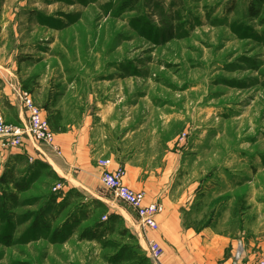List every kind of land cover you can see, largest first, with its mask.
Instances as JSON below:
<instances>
[{"label":"rangeland","instance_id":"374dc122","mask_svg":"<svg viewBox=\"0 0 264 264\" xmlns=\"http://www.w3.org/2000/svg\"><path fill=\"white\" fill-rule=\"evenodd\" d=\"M250 2L0 0V115L16 122L23 89L53 131L90 116L119 159L155 176L175 163L190 219L251 236L264 228V6L252 18ZM48 153L0 147V264H156L108 220L121 201L101 183L102 199L69 192ZM99 222L111 231L86 238Z\"/></svg>","mask_w":264,"mask_h":264},{"label":"crops","instance_id":"0c3cea01","mask_svg":"<svg viewBox=\"0 0 264 264\" xmlns=\"http://www.w3.org/2000/svg\"><path fill=\"white\" fill-rule=\"evenodd\" d=\"M31 96L41 106L34 94ZM17 104L16 122L9 123L22 125L25 115L19 101ZM94 122L89 116L80 127L71 126L66 131L52 130L59 155L48 153V163L66 181V186L79 190L84 199H102L96 192L101 183L100 169L96 165L99 157L110 158L113 166H124L125 183L134 190L143 191L146 201H157L163 205V211L156 216L158 227L155 230L142 228L135 211L123 202L118 212L143 249L147 239L159 243L163 249L161 264H231L239 242L243 264H251L264 254V228L256 229L250 236L245 228L226 232L216 228L212 222L200 225L190 219L194 197L191 195L189 200L181 186L172 184L174 179L170 177L176 170L175 163L164 157L163 167L158 169L160 175L155 176L156 171H147L130 160L119 159L114 150L102 146L101 139L97 146L100 130ZM30 143L33 146L36 144Z\"/></svg>","mask_w":264,"mask_h":264},{"label":"built area","instance_id":"2783aa9c","mask_svg":"<svg viewBox=\"0 0 264 264\" xmlns=\"http://www.w3.org/2000/svg\"><path fill=\"white\" fill-rule=\"evenodd\" d=\"M17 96L25 115V122L22 125L8 123L0 115V147L17 148L22 145L24 139H27L36 144H45L58 153V147L54 144V134L44 109L35 103L31 94L26 90L20 89L17 91ZM96 165L100 169L101 185L109 190L116 199L135 211L139 225L142 228L157 229L156 216L163 211L162 203L146 201L143 191L129 187L125 183L126 170L124 166H113L112 160L103 156L96 160ZM144 251L149 259L156 264H161L163 249L157 241L147 239ZM241 253L242 245L239 242L231 264H243ZM251 264H264V254Z\"/></svg>","mask_w":264,"mask_h":264},{"label":"trees","instance_id":"16d2710c","mask_svg":"<svg viewBox=\"0 0 264 264\" xmlns=\"http://www.w3.org/2000/svg\"><path fill=\"white\" fill-rule=\"evenodd\" d=\"M263 6H264V0H251L250 4L248 6V13H249V15L252 18H256L260 14V12L262 11ZM52 171L54 172L53 169H52ZM1 180H10V182H12V186L15 189H17V190L24 189L25 188L24 186L26 185L25 183H21V182L14 181L12 174L7 175V173H3V175L1 176ZM68 190H69V192H71L72 190H75V189L69 188ZM94 200H97V199H94ZM114 219H120V220H122V217L120 215H118V214H112V215L109 216V219L108 220L111 222ZM103 225H104V222H99V223H97L96 226L93 227V229H90V230L86 231V238H88L90 240L100 241L105 236V234L107 232H110L111 229H112V227H110L107 230V228L103 227Z\"/></svg>","mask_w":264,"mask_h":264}]
</instances>
